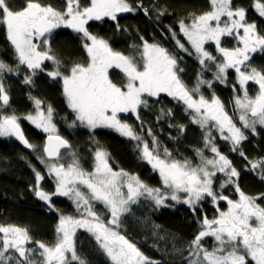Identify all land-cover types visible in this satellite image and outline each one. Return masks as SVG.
<instances>
[{
    "label": "snow or ice",
    "instance_id": "snow-or-ice-1",
    "mask_svg": "<svg viewBox=\"0 0 264 264\" xmlns=\"http://www.w3.org/2000/svg\"><path fill=\"white\" fill-rule=\"evenodd\" d=\"M209 3L211 10L201 15L190 14V24L181 20L180 31L195 49L201 65L207 66L208 61L215 64L216 80L225 83L228 70H235L242 95L235 96L234 104L240 112L242 127L237 126L215 94L211 99L204 95L194 98V93L199 92L200 84L211 87V81L198 80L196 88L189 90L178 75L182 69L178 66L177 57L159 44L144 41L138 62L113 51L106 40L89 32V21H101L106 17L116 21L118 13L135 11L128 0H89L85 6H81L80 0H66L64 11L43 5L39 0H23L19 8L13 0H0V27L5 29L18 59L16 68L0 61V76L5 72L18 71L20 65H26L35 75L38 69L45 71V61H52L55 68L48 71L47 75L62 79L68 106L75 112L80 123L90 129L111 128L137 141L141 139L140 136L129 124L121 121L119 114L137 113L139 119L138 109L142 105L147 106L145 95L158 97L161 93H166L182 102L186 106L185 111L192 110L194 113L193 122L207 129L204 145L213 156H204L203 151L197 149L201 159L199 164L193 166L189 160L172 159L167 148L161 158L159 151L150 149L146 141L142 147L139 144L137 147H140L142 159L159 171L163 184L170 190L171 200L181 202L179 194L183 193L182 202L189 205L193 212L205 198H210L213 204L227 202L226 211H218V215L212 219L204 216L200 221L201 230L189 244L187 264H264V206L257 203L258 199H264V194L249 196L237 185L235 190L239 198L232 200L214 189V177L217 173H223L226 177L220 188L235 183L234 178L239 173L227 156L219 151L211 135V130L217 129L223 140L231 142V150L237 151V146L247 139L242 129L255 132L258 124L264 126V72L250 67L253 58L251 54L258 51L264 53V35L258 32L255 22H247L243 7H232V0H209ZM253 8L264 18V2L255 0ZM60 27L71 28L81 34L88 57L86 64L72 65L67 70L68 74L60 71L61 62L51 54L49 44L48 37ZM172 35L175 38L174 32ZM225 37L234 38L237 46H221V40ZM209 41L214 42L220 53V62L206 50L205 44ZM176 44L179 49L188 52L180 40L177 39ZM113 68L123 73L126 83L113 82L109 77V70ZM249 82L258 86L254 96L249 95ZM24 83L31 84L32 77L26 76ZM235 87L233 85L234 89ZM0 102L2 106L9 104V95L2 80ZM41 104L36 99V114H29L24 118L48 133L43 152L48 158L56 159V162L50 160L48 163V174L55 178V191L48 193L42 189L41 181L44 176L39 171L35 172L36 184L32 190L36 197L53 208V196L74 199L80 217L61 214L55 229V243L46 245L40 241L35 242L41 257L40 264H72L73 261L87 264L77 253L75 238L78 229H85L94 237L112 264H159L145 256L117 228L120 216L129 210V203H134L137 197L147 193L159 206L165 203L168 195L158 188H149L137 176L123 170L114 171L109 164L108 153L100 149L95 152L92 172H87L80 166L75 153L67 166L59 163L61 149L71 146L57 134L56 125L52 122V107L49 105L45 113ZM168 111L170 114L171 110ZM19 119L15 114L0 115V136H14L28 148H34L24 136ZM225 131L227 135L224 134ZM155 143L154 138L153 144ZM240 155L244 156V153L241 151ZM251 167L254 170L259 167L261 179L264 180V159L253 162ZM81 185L87 191H82ZM125 188L126 193L123 190ZM94 202L102 203L109 210L111 219L105 222L95 211ZM205 237H211L215 241L211 250L202 243ZM30 241L27 229L0 225V264H11L12 257L7 255L10 249H14L19 258H24L17 259L16 264H31L30 254L34 255L37 249L25 247Z\"/></svg>",
    "mask_w": 264,
    "mask_h": 264
},
{
    "label": "trees",
    "instance_id": "trees-1",
    "mask_svg": "<svg viewBox=\"0 0 264 264\" xmlns=\"http://www.w3.org/2000/svg\"><path fill=\"white\" fill-rule=\"evenodd\" d=\"M39 2L59 11L66 8V0ZM13 3L19 8L23 0H13ZM80 3L81 6H85L89 0H80ZM128 3L135 11L117 14L116 21L107 17L101 21H89L87 25L89 32L106 40L113 51L132 57L138 62L144 41L159 44L177 57L178 66L182 69L178 75L189 90L196 88L198 80L211 81V87L200 84L199 92L194 93L195 98L204 95L205 98L211 99L215 94L222 97L226 103L228 98L234 99L236 91L233 85H237L234 71L228 70L225 83H221L214 78L217 69L201 65L199 57L190 46L188 52L180 50L176 44V36L173 38L172 35L174 32L178 37L184 38L179 22L184 20L185 23H189L190 14L201 15L211 10L209 0H128ZM254 3L255 0H232V7H243L246 10L247 22H255L258 32L264 35V18L255 11ZM233 40L228 39L229 47H233ZM49 44L51 54L60 60V71L64 74H68L67 70L75 63L88 62L81 34L71 28L60 27L53 30ZM211 52L215 54L214 49ZM252 57L250 67L264 72V53L258 51L253 53ZM0 61L13 68L18 64L14 48L7 39L3 27H0ZM43 66L45 71L38 69L35 75L26 65H20L18 71L5 72L0 76L9 95L8 105L2 106L0 102V114L17 115L24 134L35 146L25 149L13 136H0V225H15L27 229L34 242L52 245L57 237L55 229L59 216L76 215L73 199L53 196L51 201L53 208L36 197L32 190L36 184L35 172L39 171L44 176L41 181L42 189L48 193L55 191V178L48 174L47 168L39 159L44 153L43 146L48 134L24 118L29 114H36V99L42 102L41 108L44 111L49 105L52 107V118L58 134L68 140L71 146L62 152L59 161L69 164L72 160L67 163L64 158L69 152L75 153V158L86 171L93 169L95 152L100 149L108 153L109 164L114 171L123 170L134 174L145 185L164 190L165 185L159 171L154 170L151 164L142 159L138 144L142 147L146 141L149 148L158 150L162 158L164 149L167 148L172 159L189 160L193 165L200 163L201 158L197 149L202 150L204 156L213 155L204 145L207 129L193 122L192 110L185 111L186 106L182 102L166 93H161L158 97L145 95L147 106L142 105L138 109L139 119L137 113L119 114L121 121L129 124L140 136L139 141L123 136L111 128H88L76 119L75 112L68 106L62 79H54L47 75L48 71L55 68L53 62L45 61ZM26 76L32 77L31 84L24 83ZM109 77L114 83H126V78L119 69H110ZM257 87L253 82L248 84L249 92L252 94L256 93ZM168 110H171L170 114ZM211 135L219 151L227 156L239 173L238 177L234 178L235 183L227 184L224 188H220V184L226 177L223 173H217L214 177V189L232 200L239 198L235 190L237 185L246 195L256 197L264 194L261 169L258 167L254 170L251 167L253 162L264 159V127H258L255 132L249 130L245 134L247 139L237 146V151L231 150V142L223 140L217 129L213 128ZM241 151L244 156L240 155ZM257 203L264 206V199H258ZM94 204L98 206L99 203ZM227 207L226 201H219L214 205L210 198H205L193 212L191 207L182 201L169 199L163 205L157 206L154 200L141 196L131 204L129 211L121 216L117 230L134 243L145 256L158 261L159 264H187L189 244L201 230L200 221L204 216L209 219L216 217L218 211H225ZM100 208L102 219L107 222L111 217L110 212L104 205H100ZM75 240L77 253L87 264H112L94 237L85 229L77 230ZM212 242L208 239L204 240L203 244L211 249ZM11 257V264H16L17 259H20Z\"/></svg>",
    "mask_w": 264,
    "mask_h": 264
},
{
    "label": "rangeland",
    "instance_id": "rangeland-1",
    "mask_svg": "<svg viewBox=\"0 0 264 264\" xmlns=\"http://www.w3.org/2000/svg\"><path fill=\"white\" fill-rule=\"evenodd\" d=\"M223 19V18H222ZM191 22H189V23H186V24H190ZM182 33V32H181ZM52 34V33H51ZM183 34V33H182ZM241 34H242V30H241ZM51 36V35H50ZM49 36V37H50ZM184 36V35H183ZM48 37V38H49ZM176 38L178 39V40H180V42L181 43H183L184 45H185V47L188 49V51H189V46H190V49H192L193 51H194V54L195 55H197L198 56V54H196V52H195V49H193L192 48V46H191V44L187 41V38L184 36V38H180V37H178L177 35H176ZM228 39H234V38H232V37H225V38H222V40H221V46H223V47H227V48H233V47H236L237 46V41L234 39L233 40V47H229L228 46ZM188 43V44H187ZM205 48H206V50L207 51H209L211 54H212V49H214L215 50V54H212V55H214V56H216L217 57V62H220L221 61V56H220V53L216 50V47H215V44H214V42H212V41H209V42H207L206 44H205ZM180 50H182V49H180ZM252 55V54H251ZM204 66V65H203ZM205 68H210V69H216V67H215V64L212 62V61H208L207 62V66H204ZM229 70H233L234 71V73H235V70L234 69H229ZM236 74V73H235ZM127 82V81H126ZM249 83H252V82H249ZM237 87L234 89V91H236V94H235V96H237V95H242V92L240 91V87H239V85H238V83H237V85H236ZM247 87H248V85H247ZM248 92H249V88H248ZM249 95L250 96H254L255 95V93H250L249 92ZM195 98V97H194ZM219 99H220V101L223 103V105L225 106V110L228 112V114L233 118V120H234V122L237 124V126L238 127H242V122H240V120H239V116H240V112H239V110H237L236 109V107H235V104H234V99H232V97H231V99L230 98H228V103H226L225 102V100L222 98V97H218ZM235 98V97H234ZM198 99V98H197ZM47 112V110L45 111V113ZM1 115V114H0ZM52 122L54 123V121H53V118H52ZM55 124V123H54ZM261 125H257L256 126V129L258 128V127H260ZM261 127H264V126H261ZM56 130H57V134H58V129H57V127H56ZM244 132H245V134L247 133V132H249V130H251V129H242ZM46 134H48V133H46ZM225 135H227V132L225 131V133H224ZM3 137H9V136H3ZM71 156H72V153H68V155L64 158V160L67 162V163H69L70 162V160H72L71 159ZM213 156V155H212ZM211 156V157H212ZM211 157H209V158H211ZM162 158V157H161ZM39 159H40V161H44L42 164H44V166L47 168V170H48V163H49V161H50V159H48L47 157H46V154L45 153H43V155H41L40 157H39ZM51 162H56V160H51ZM59 163H63L62 161H59ZM71 163V162H70ZM65 166H67L68 164H65V163H63ZM94 164H95V160H94ZM193 165V164H192ZM193 166H195V165H193ZM94 170V167H93V169L91 170V171H87V172H92ZM86 171V170H85ZM127 173V172H126ZM130 174V173H129ZM130 175H134V174H130ZM134 176H136V175H134ZM81 187V190L82 191H87L86 190V188L84 187V186H80ZM149 187V186H148ZM149 188H151V187H149ZM153 189H155V188H153ZM124 191H125V193H126V191H127V189L125 188V189H123ZM161 190V189H160ZM162 192H165L167 195H168V197L169 198H167L166 200H165V202L167 201V200H169L170 199V190L169 189H166V187H165V189L164 190H161ZM180 195V197H181V201L183 200V196H184V194L183 193H180L179 194ZM141 196H144V197H147V198H149V199H152V200H154L151 196H149L147 193H144L143 195H141ZM141 196H139V197H141ZM139 197H137L136 198V201L138 200V198ZM74 200V199H73ZM135 201V202H136ZM99 204H98V206H96L95 204H94V208H95V211L99 214V215H101V218H102V214H101V209L102 208H100V205H103L102 203H100V202H98ZM131 204L132 203H129V205H128V209H130V207H131ZM76 205V204H75ZM215 205V204H214ZM129 211V210H128ZM226 211V210H225ZM126 213V212H125ZM125 213H123L121 216H123ZM66 216H74V217H76V218H79L80 217V212H78L77 211V208H76V215H66ZM121 216H120V218H121ZM110 219H111V217H110ZM15 226V225H14ZM18 227V226H17ZM28 231V230H27ZM118 231V230H117ZM28 233H29V235H30V237H31V241L30 242H28L27 244H26V248H32V249H37V251L35 252V254L34 255H32V254H30V261L33 263V264H40V261H41V257H40V254H39V249H38V245L33 241V239H32V235H31V233L28 231ZM208 239H211L213 242H212V246L214 245V243H215V241H214V239L213 238H211V237H205L204 238V240L205 241H207ZM203 240V241H204ZM203 241H202V243H203ZM204 245V247H206V248H208L209 249V247H207V246H205V244H203ZM0 247H2V245H0ZM209 250H211V249H209ZM7 255L8 256H15V257H18V254L15 252V250L14 249H10L9 251H8V253H7ZM19 258V257H18ZM21 260L22 259H24V258H20ZM72 263H78V262H76V261H73Z\"/></svg>",
    "mask_w": 264,
    "mask_h": 264
},
{
    "label": "water",
    "instance_id": "water-1",
    "mask_svg": "<svg viewBox=\"0 0 264 264\" xmlns=\"http://www.w3.org/2000/svg\"><path fill=\"white\" fill-rule=\"evenodd\" d=\"M126 13H128V12H126ZM119 14V13H118ZM122 14V13H121ZM21 126V125H20ZM21 130L23 131V129H22V127H21ZM23 133H24V131H23ZM24 136L26 137V135L24 134ZM14 137V136H13ZM62 137V136H61ZM17 141H18V143L23 147V148H25V149H31V148H28L26 145H24L20 140H18L16 137H14ZM26 139H28L27 137H26ZM65 139V138H64ZM29 141V140H28ZM46 141H47V138H46V140H45V143H46ZM68 141V140H67ZM30 142V141H29ZM68 149V148H67ZM67 149H61V154H62V152L63 151H65V150H67ZM48 158V157H47ZM48 159H50V160H56L55 158H48ZM26 246V245H25Z\"/></svg>",
    "mask_w": 264,
    "mask_h": 264
}]
</instances>
